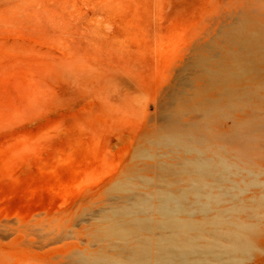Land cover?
Instances as JSON below:
<instances>
[{
  "label": "rangeland",
  "instance_id": "obj_1",
  "mask_svg": "<svg viewBox=\"0 0 264 264\" xmlns=\"http://www.w3.org/2000/svg\"><path fill=\"white\" fill-rule=\"evenodd\" d=\"M184 253L264 264V0H0V264Z\"/></svg>",
  "mask_w": 264,
  "mask_h": 264
},
{
  "label": "bare ground",
  "instance_id": "obj_2",
  "mask_svg": "<svg viewBox=\"0 0 264 264\" xmlns=\"http://www.w3.org/2000/svg\"><path fill=\"white\" fill-rule=\"evenodd\" d=\"M170 117H172V116H170ZM174 119H176V118H174ZM171 120H173V119L171 118ZM190 166L193 167V169L195 170V172L198 175H203V174L209 173L213 169L212 165L207 161L191 163ZM160 201H161L160 204L156 207V211L162 215L169 216V215H171L173 210L180 209L182 207V198L181 197H174L172 194H170L168 192H164L161 194ZM138 202L139 201H137V203ZM138 204H140V203H138ZM172 221H173L174 226H176L177 222L174 220H172ZM174 222H176V223H174ZM235 249H236V247H235ZM187 257H188L187 253H184L180 256L171 255L169 258L163 259L162 264H173V263L178 262V261H184L187 259ZM77 264H82L81 260H77Z\"/></svg>",
  "mask_w": 264,
  "mask_h": 264
}]
</instances>
